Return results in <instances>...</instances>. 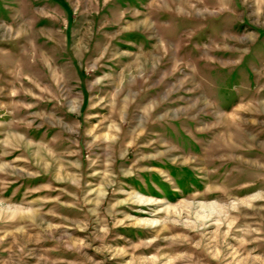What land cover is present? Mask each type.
<instances>
[{
  "label": "rangeland",
  "instance_id": "1",
  "mask_svg": "<svg viewBox=\"0 0 264 264\" xmlns=\"http://www.w3.org/2000/svg\"><path fill=\"white\" fill-rule=\"evenodd\" d=\"M0 264H264V0H0Z\"/></svg>",
  "mask_w": 264,
  "mask_h": 264
},
{
  "label": "bare ground",
  "instance_id": "2",
  "mask_svg": "<svg viewBox=\"0 0 264 264\" xmlns=\"http://www.w3.org/2000/svg\"><path fill=\"white\" fill-rule=\"evenodd\" d=\"M227 120V119H226Z\"/></svg>",
  "mask_w": 264,
  "mask_h": 264
}]
</instances>
